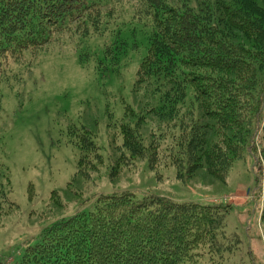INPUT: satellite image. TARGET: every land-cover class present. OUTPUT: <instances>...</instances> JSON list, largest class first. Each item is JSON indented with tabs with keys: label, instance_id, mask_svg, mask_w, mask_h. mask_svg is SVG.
<instances>
[{
	"label": "rangeland",
	"instance_id": "1",
	"mask_svg": "<svg viewBox=\"0 0 264 264\" xmlns=\"http://www.w3.org/2000/svg\"><path fill=\"white\" fill-rule=\"evenodd\" d=\"M188 1L194 8L204 0ZM253 1L264 13V0ZM130 3L105 12L85 32L26 50L20 60L0 58V195L8 197L6 204L0 198V264H15L57 222L94 210L100 196L124 193L226 210V226L217 233L223 246L206 251L200 264H264V61L254 87L261 101L253 111L255 136L226 182L206 168L180 178L179 130L164 97L169 85L136 84L149 47L145 34L154 27L150 11ZM206 6L217 11L213 2ZM238 36L242 45L255 44L254 33ZM190 91L174 106L182 114L195 107ZM139 117L142 144L152 149L138 156L125 146L122 127L133 129L130 144L142 153L134 132Z\"/></svg>",
	"mask_w": 264,
	"mask_h": 264
},
{
	"label": "trees",
	"instance_id": "2",
	"mask_svg": "<svg viewBox=\"0 0 264 264\" xmlns=\"http://www.w3.org/2000/svg\"><path fill=\"white\" fill-rule=\"evenodd\" d=\"M171 1L0 0V58L17 61L26 50L35 51L60 35L85 32L89 23L122 2L150 11L154 27L148 36L144 33L149 47L136 84L156 90L169 85L164 97L172 102L167 117L179 130L176 147L184 168L179 177L189 179L206 168L226 182L244 145L255 136L253 111L261 101L254 87L261 81L258 62L264 61V13L253 0H204L194 8L195 2ZM210 2L217 5L216 12L210 13ZM238 33L256 34L255 44H240ZM189 90L195 107L182 114L174 106ZM142 119H136L134 132L144 144L147 139L138 130ZM130 129L123 126L122 133L132 154L152 149L142 144V153L134 150ZM79 164L83 166L82 157ZM1 194L6 204L8 197ZM96 202L94 210L57 222L15 264H200L206 251L218 252L225 241L217 234L226 226L227 211L220 207L137 200L129 193L103 195Z\"/></svg>",
	"mask_w": 264,
	"mask_h": 264
}]
</instances>
